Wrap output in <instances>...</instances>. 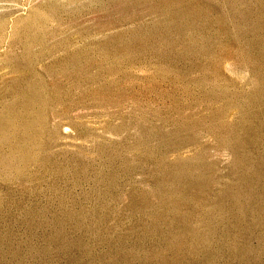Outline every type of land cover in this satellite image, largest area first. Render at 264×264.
Returning <instances> with one entry per match:
<instances>
[{"label": "rangeland", "instance_id": "obj_1", "mask_svg": "<svg viewBox=\"0 0 264 264\" xmlns=\"http://www.w3.org/2000/svg\"><path fill=\"white\" fill-rule=\"evenodd\" d=\"M0 264H264V0H0Z\"/></svg>", "mask_w": 264, "mask_h": 264}]
</instances>
